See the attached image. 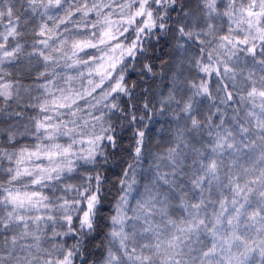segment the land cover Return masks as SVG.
<instances>
[{"label":"snow or ice","instance_id":"obj_1","mask_svg":"<svg viewBox=\"0 0 264 264\" xmlns=\"http://www.w3.org/2000/svg\"><path fill=\"white\" fill-rule=\"evenodd\" d=\"M0 264H264V0H0Z\"/></svg>","mask_w":264,"mask_h":264},{"label":"trees","instance_id":"obj_2","mask_svg":"<svg viewBox=\"0 0 264 264\" xmlns=\"http://www.w3.org/2000/svg\"><path fill=\"white\" fill-rule=\"evenodd\" d=\"M136 77H135V74H133V79H135ZM116 171H118V169L116 170Z\"/></svg>","mask_w":264,"mask_h":264}]
</instances>
